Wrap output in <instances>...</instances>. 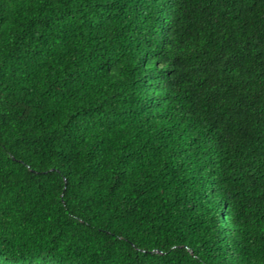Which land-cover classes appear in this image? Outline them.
<instances>
[{"label": "trees", "instance_id": "1", "mask_svg": "<svg viewBox=\"0 0 264 264\" xmlns=\"http://www.w3.org/2000/svg\"><path fill=\"white\" fill-rule=\"evenodd\" d=\"M0 264H264V0H0Z\"/></svg>", "mask_w": 264, "mask_h": 264}]
</instances>
